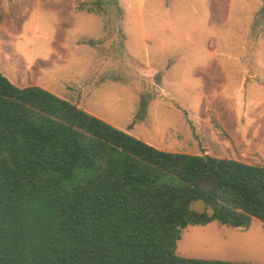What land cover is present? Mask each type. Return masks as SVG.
<instances>
[{"label": "rangeland", "instance_id": "obj_1", "mask_svg": "<svg viewBox=\"0 0 264 264\" xmlns=\"http://www.w3.org/2000/svg\"><path fill=\"white\" fill-rule=\"evenodd\" d=\"M0 72L157 148L264 165V0H0ZM177 253L264 264V222L190 224Z\"/></svg>", "mask_w": 264, "mask_h": 264}, {"label": "trees", "instance_id": "obj_2", "mask_svg": "<svg viewBox=\"0 0 264 264\" xmlns=\"http://www.w3.org/2000/svg\"><path fill=\"white\" fill-rule=\"evenodd\" d=\"M253 217L263 164L157 148L0 72V264H249L177 246L190 224Z\"/></svg>", "mask_w": 264, "mask_h": 264}, {"label": "crops", "instance_id": "obj_3", "mask_svg": "<svg viewBox=\"0 0 264 264\" xmlns=\"http://www.w3.org/2000/svg\"><path fill=\"white\" fill-rule=\"evenodd\" d=\"M209 154V153H208ZM251 225V224H250Z\"/></svg>", "mask_w": 264, "mask_h": 264}]
</instances>
